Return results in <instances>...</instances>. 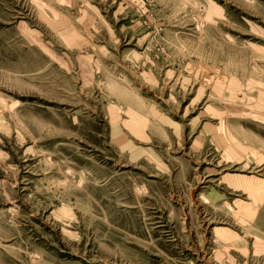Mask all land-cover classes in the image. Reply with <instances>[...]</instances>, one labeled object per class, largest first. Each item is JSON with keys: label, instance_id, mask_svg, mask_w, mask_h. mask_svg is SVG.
Wrapping results in <instances>:
<instances>
[{"label": "rangeland", "instance_id": "obj_1", "mask_svg": "<svg viewBox=\"0 0 264 264\" xmlns=\"http://www.w3.org/2000/svg\"><path fill=\"white\" fill-rule=\"evenodd\" d=\"M0 264H264V0H0Z\"/></svg>", "mask_w": 264, "mask_h": 264}]
</instances>
